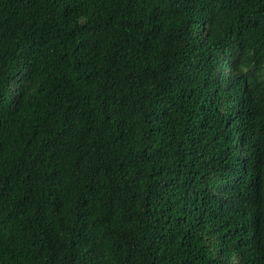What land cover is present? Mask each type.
Returning <instances> with one entry per match:
<instances>
[{
	"label": "trees",
	"instance_id": "16d2710c",
	"mask_svg": "<svg viewBox=\"0 0 264 264\" xmlns=\"http://www.w3.org/2000/svg\"><path fill=\"white\" fill-rule=\"evenodd\" d=\"M0 264H264V0H0Z\"/></svg>",
	"mask_w": 264,
	"mask_h": 264
}]
</instances>
